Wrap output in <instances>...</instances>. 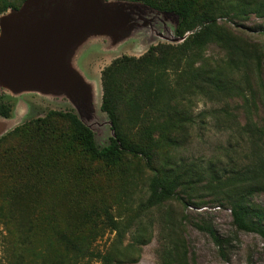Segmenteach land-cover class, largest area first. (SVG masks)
I'll return each mask as SVG.
<instances>
[{
    "label": "rangeland",
    "instance_id": "rangeland-1",
    "mask_svg": "<svg viewBox=\"0 0 264 264\" xmlns=\"http://www.w3.org/2000/svg\"><path fill=\"white\" fill-rule=\"evenodd\" d=\"M52 1L57 4L51 12L68 15L64 25L84 19L86 4H93L103 21L124 24L143 17L171 34L180 25L176 12L145 0H44L42 7ZM149 1L173 6L181 0ZM257 2L197 0L194 14L208 12L216 23L198 26L200 36L185 46L165 44L172 47L155 74L163 82L162 98L155 108L125 113L131 138L184 201L174 197L144 208L154 175L144 158L125 153L114 164L92 158L71 143L68 120L55 116L63 127L58 138L44 143L35 135L24 141L31 159L28 184L15 196L0 192V264H264V238L235 227L229 197L247 166L259 164L260 157L264 162V12ZM26 4L0 0V35L3 20ZM163 43L168 41L149 27L87 36L69 56V67L86 89L72 87L62 95L33 90L15 95L1 82L0 103L11 106L12 113L0 117L6 129L0 138L61 111L76 114L93 131L96 144L107 146L114 132L101 109L102 71L118 57H139ZM253 125L263 132L260 137L252 136ZM2 175L0 165V188ZM262 188L251 198L264 210ZM203 223L215 227L222 246L197 228Z\"/></svg>",
    "mask_w": 264,
    "mask_h": 264
},
{
    "label": "trees",
    "instance_id": "trees-1",
    "mask_svg": "<svg viewBox=\"0 0 264 264\" xmlns=\"http://www.w3.org/2000/svg\"><path fill=\"white\" fill-rule=\"evenodd\" d=\"M156 8H162L176 12L180 17V25L175 34L184 37L181 43H163L149 48L143 55H124L116 58L102 71L103 98L101 109L105 112L111 123L114 137H111L107 146L100 147L96 144L93 131L88 128L76 114L71 112L50 111L44 118H38L31 123L18 126L0 138V165L3 172L4 188L0 192L4 196H15L20 188H24L27 181V174L31 172V159L28 158L27 146L24 141L29 138L39 137L42 142L55 140L59 137L60 128L55 116L68 120L66 135L71 143H77L82 150L92 158L101 159L109 164L120 160L125 153L141 155L146 166L154 172L149 183V196L144 208L152 209L162 205L164 202L177 197L181 201L184 198L176 192L174 184L170 183L163 175L162 170L155 168L152 164L149 153L138 143L134 142L130 133L129 116L125 113L139 114L148 108H155L162 98L163 82L156 72L166 63V56L163 55L168 45H187L191 39L198 38L201 32H197L198 26L210 28L216 23V17L208 12L196 13L195 2L197 0H181L173 6H160L149 0H145ZM163 3V2H161ZM259 10L264 12V0H258ZM12 107L0 103V116L9 118ZM140 119V116L137 117ZM136 122V123H135ZM132 125L136 126L137 120ZM254 133L259 137L263 133L253 125ZM258 137V138H259ZM19 139V141L17 140ZM17 140L13 145L5 146L7 141ZM260 150H255L254 155L261 156ZM263 159L260 157L259 164L254 163L247 166L243 180L234 185V192L229 195L231 198V212L233 224L244 232L256 233L264 238V210L256 206L251 196L254 192L260 191L264 185V171L262 169ZM212 177L219 179L217 169L211 170ZM24 173V175H23ZM109 225L116 229L117 224L110 213L106 215ZM197 228L208 233L216 244L222 246V239L217 230L210 224H197ZM105 259H110L105 257Z\"/></svg>",
    "mask_w": 264,
    "mask_h": 264
},
{
    "label": "water",
    "instance_id": "water-1",
    "mask_svg": "<svg viewBox=\"0 0 264 264\" xmlns=\"http://www.w3.org/2000/svg\"><path fill=\"white\" fill-rule=\"evenodd\" d=\"M43 1L27 0L24 11L14 12L2 23L0 83L7 85L15 95L31 90L53 92L55 95L58 91L62 95L72 87L86 89L80 76L69 67L72 59L69 56L71 49L75 50L91 34L120 31L123 27L125 30L149 27L155 37L172 43H180L186 38L154 29L152 21L143 17H134L124 24L115 20L103 21L93 4H86L84 19L64 25L65 20L69 21L66 19L68 15L51 12L57 1L42 7ZM166 32L170 37L164 34ZM4 133L5 124L0 120V136Z\"/></svg>",
    "mask_w": 264,
    "mask_h": 264
},
{
    "label": "built area",
    "instance_id": "built-area-1",
    "mask_svg": "<svg viewBox=\"0 0 264 264\" xmlns=\"http://www.w3.org/2000/svg\"><path fill=\"white\" fill-rule=\"evenodd\" d=\"M188 35V33L185 35V36H187ZM175 36H176V34H175ZM176 37H178V36H176ZM168 43H169V41H168ZM172 43V42H171ZM181 43V42H180Z\"/></svg>",
    "mask_w": 264,
    "mask_h": 264
},
{
    "label": "crops",
    "instance_id": "crops-1",
    "mask_svg": "<svg viewBox=\"0 0 264 264\" xmlns=\"http://www.w3.org/2000/svg\"><path fill=\"white\" fill-rule=\"evenodd\" d=\"M4 118H6V117H4Z\"/></svg>",
    "mask_w": 264,
    "mask_h": 264
}]
</instances>
